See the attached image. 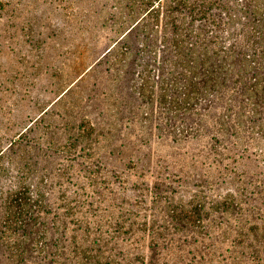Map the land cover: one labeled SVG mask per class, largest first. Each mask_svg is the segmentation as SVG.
I'll return each mask as SVG.
<instances>
[{
    "label": "rangeland",
    "instance_id": "1",
    "mask_svg": "<svg viewBox=\"0 0 264 264\" xmlns=\"http://www.w3.org/2000/svg\"><path fill=\"white\" fill-rule=\"evenodd\" d=\"M247 1L230 111L200 127L123 72L141 0H0V236L16 189L39 212L0 264H264V34Z\"/></svg>",
    "mask_w": 264,
    "mask_h": 264
},
{
    "label": "trees",
    "instance_id": "2",
    "mask_svg": "<svg viewBox=\"0 0 264 264\" xmlns=\"http://www.w3.org/2000/svg\"><path fill=\"white\" fill-rule=\"evenodd\" d=\"M247 4L251 5V20L262 27L263 33H259L264 34V0H248ZM141 6L142 16L121 39L122 46L127 45L122 48L123 72L132 74L135 66L141 68L139 94L157 102L175 124L186 117L198 121L196 125L201 127L211 112L223 108L230 111L231 79L240 61L232 48L234 0H141ZM151 24L157 29L156 43L149 33ZM129 40H137L139 45L133 49L135 45L129 46ZM121 41L115 42L109 53ZM226 119L224 114L220 117L223 127ZM27 194L25 188L9 194L0 248L11 245L8 232L15 228L27 232L39 214Z\"/></svg>",
    "mask_w": 264,
    "mask_h": 264
}]
</instances>
